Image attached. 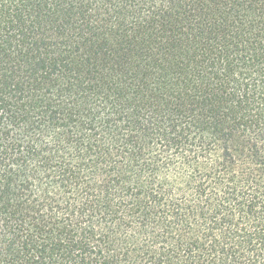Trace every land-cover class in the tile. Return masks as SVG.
<instances>
[{
  "label": "trees",
  "instance_id": "16d2710c",
  "mask_svg": "<svg viewBox=\"0 0 264 264\" xmlns=\"http://www.w3.org/2000/svg\"><path fill=\"white\" fill-rule=\"evenodd\" d=\"M0 264H264V0H0Z\"/></svg>",
  "mask_w": 264,
  "mask_h": 264
}]
</instances>
